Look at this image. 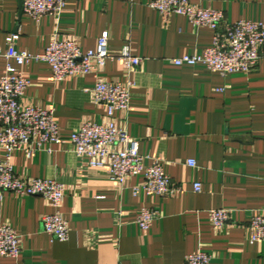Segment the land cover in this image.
<instances>
[{"label":"crops","instance_id":"1","mask_svg":"<svg viewBox=\"0 0 264 264\" xmlns=\"http://www.w3.org/2000/svg\"><path fill=\"white\" fill-rule=\"evenodd\" d=\"M151 1L67 0L58 18L37 22L22 14L20 0H0V53L9 33H18L16 49L31 55L44 53L55 36L87 52L108 32L113 57L129 45L142 61L130 75L135 86L129 110L114 113L113 121L138 141L145 165L157 162L177 189L168 197L135 195L141 175L122 185L111 181L107 167H90L70 143L82 123L105 121L107 111L90 91L96 78L126 82L120 60H107L96 77L59 82L48 64L31 62L22 68L29 85L20 103L53 110L61 139L30 156L16 151L11 162L19 177L64 186L59 212L69 238L59 242L43 232L41 218L55 212L44 198L5 193L0 223L20 237L21 252L0 264H184L199 251L212 257L210 264H264V242L251 243L247 229L254 216H264V59L246 75L221 76L203 64L174 65V59L209 48L213 32L179 15L164 22ZM189 1L221 11L229 24H264V0ZM6 66L0 57V77ZM195 183L201 185L198 193ZM144 208L159 215L147 231L136 224ZM218 209L229 211L232 226L213 228L209 213Z\"/></svg>","mask_w":264,"mask_h":264},{"label":"built area","instance_id":"2","mask_svg":"<svg viewBox=\"0 0 264 264\" xmlns=\"http://www.w3.org/2000/svg\"><path fill=\"white\" fill-rule=\"evenodd\" d=\"M22 14L39 21L44 16L58 18L64 11L67 0H20ZM149 7L155 10L164 22L173 15L185 17L196 28L213 32L212 44L199 55H183L172 62L176 66L203 64L210 71L226 75H246L252 72L258 61L264 59V24L241 20L233 24L224 21L221 11L192 5L189 0H152ZM18 33H9L5 42L7 48L0 53L7 61L4 75L0 77V201L5 193L19 196L42 197L55 212L41 218L42 230L54 240L65 242L69 238V227L59 209L64 199V186L55 180L22 178L14 173L11 156L23 151L30 156L46 146L60 142L59 128L54 112L41 106H25L20 103L29 83L22 68L31 62L49 65L53 79L57 82L73 76L94 75L104 67L107 60H120L125 68V83H109L96 78L91 89L93 102L103 106L107 115L100 124L85 122L75 129L70 143L78 157H86L92 168L107 167L110 180L119 184L135 175L143 177L142 183L133 188L137 195L143 192L149 196L168 197L177 191L162 167L153 162L145 165L138 152V141L130 138L125 128L117 127L114 113L129 110L131 90L135 83L130 79L142 59L133 55L129 45H124L120 54L113 57L108 53L109 33L97 40L93 50L82 52L73 40L50 41L44 53L31 55L16 49ZM13 63L14 65H12ZM193 167V161H188ZM193 191H201L195 183ZM153 209H141L136 224L141 231H147L158 217ZM209 219L214 229L232 226L227 210H212ZM251 243L264 242V216H254L247 225ZM20 237L6 223H0V259L18 258L21 252ZM212 257L197 252L187 255L184 264H210Z\"/></svg>","mask_w":264,"mask_h":264}]
</instances>
